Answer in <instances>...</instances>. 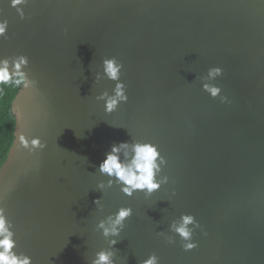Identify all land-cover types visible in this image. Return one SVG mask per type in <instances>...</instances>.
<instances>
[{"label":"water","instance_id":"95a60500","mask_svg":"<svg viewBox=\"0 0 264 264\" xmlns=\"http://www.w3.org/2000/svg\"><path fill=\"white\" fill-rule=\"evenodd\" d=\"M0 0V58L23 66L31 87L13 101L14 141L0 195L16 251L32 264H91L108 248L96 225L131 206L116 264H264V0ZM122 62L127 102L103 58ZM219 66L222 75L211 77ZM99 73L101 79L96 80ZM217 86L213 97L204 85ZM227 99H223V98ZM46 146L19 147V134ZM151 142L167 182L127 196L99 164L113 144ZM103 181L105 188H98ZM100 198L102 207L94 201ZM183 214L198 246L172 225ZM174 241V242H169Z\"/></svg>","mask_w":264,"mask_h":264},{"label":"clouds","instance_id":"9594fccd","mask_svg":"<svg viewBox=\"0 0 264 264\" xmlns=\"http://www.w3.org/2000/svg\"><path fill=\"white\" fill-rule=\"evenodd\" d=\"M26 3L27 0H11V5L20 11L21 18L24 17L21 6ZM7 31V21H0V37H6ZM28 62V57L23 55L19 56L15 63H12L8 57L0 58V85L14 84L17 88L31 87L34 82L22 70ZM102 63L104 75L110 80L118 81L114 94L109 95L107 92H103L97 97V99L104 101L105 111L111 113L118 108L121 102L128 101L124 82L120 80L121 69L124 65L115 56L104 57ZM222 74L223 69L219 66L209 69L211 77ZM99 79H101V75L97 73L96 80ZM203 87L213 97L221 92V89L217 86L205 84ZM45 146L39 137L29 140L24 132H20L19 147L33 152L35 149L44 148ZM165 163L166 159L162 156L159 146L156 144L141 141L120 142L113 144L111 150L106 153L105 159L99 164V172L109 177L107 187H112L115 184L119 185L120 190L127 196H132L139 190L144 192L145 197H151L167 182V177L158 179L161 165ZM98 188H105V183L101 181ZM2 201L3 196L0 195V264H32L31 256L22 252L18 253L15 250L17 247L16 234ZM94 203L102 207L100 198H97ZM132 215L133 208L131 206L121 207L115 213H111L99 221L96 228L102 230V235L108 240L109 247L97 252L91 264H116L114 259L116 249L114 246L119 242L118 237L125 228V221ZM194 223H198L195 216L183 214L181 223L177 226L174 222L172 225V229L184 241L183 248L186 251L198 246V242L192 238L193 230L188 227ZM141 264H160V258L153 252L147 259L141 261Z\"/></svg>","mask_w":264,"mask_h":264},{"label":"trees","instance_id":"16d2710c","mask_svg":"<svg viewBox=\"0 0 264 264\" xmlns=\"http://www.w3.org/2000/svg\"><path fill=\"white\" fill-rule=\"evenodd\" d=\"M21 88L14 84L0 85V165L6 160L14 141L16 115L12 104Z\"/></svg>","mask_w":264,"mask_h":264}]
</instances>
